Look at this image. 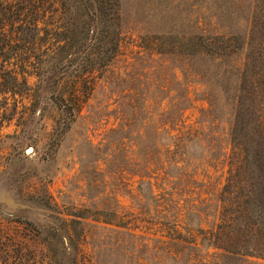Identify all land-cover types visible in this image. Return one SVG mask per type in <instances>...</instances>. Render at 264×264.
I'll return each mask as SVG.
<instances>
[{"label": "rangeland", "instance_id": "rangeland-1", "mask_svg": "<svg viewBox=\"0 0 264 264\" xmlns=\"http://www.w3.org/2000/svg\"><path fill=\"white\" fill-rule=\"evenodd\" d=\"M201 1L121 0L117 59L105 73H85L75 84L76 115L71 77L42 92L52 83L54 65L58 71L66 63L67 54L53 52L59 44L52 45L62 42L70 13L52 7L28 31L36 34L29 44L10 26L1 30L8 38L0 39V57L14 51L6 70L0 60V264H62V240L75 264H174L158 248L176 207L197 206L203 228L216 219L227 165L237 156L219 143L210 146L209 126L202 131L205 143L190 139L184 165L179 154L161 151L156 165L166 174L152 179L158 203L137 175L139 164L155 165L159 153L152 145L159 138L166 147L177 120L204 125L205 87L182 73L187 38L195 32L190 20L203 13ZM174 74L181 85L172 82ZM142 136L144 148L132 147ZM72 254L66 264H73Z\"/></svg>", "mask_w": 264, "mask_h": 264}, {"label": "trees", "instance_id": "trees-1", "mask_svg": "<svg viewBox=\"0 0 264 264\" xmlns=\"http://www.w3.org/2000/svg\"><path fill=\"white\" fill-rule=\"evenodd\" d=\"M201 4L203 13L190 20L195 32L187 38L186 68L182 73L189 83L205 87L203 94L208 108L202 110L204 125L203 118L200 128L180 125L177 120L173 130L177 134H169L166 147L156 139L152 146L159 155H155V165L148 162L138 165L139 184L146 187L150 199L158 203L152 179L166 174L156 165L161 151L179 154L184 165V156L192 145L190 139L198 136L200 143H205L202 131L209 126L213 133L212 137L208 132L206 135L210 146L218 147L219 143L221 148L233 149L237 156L227 165L225 183L218 194L219 213L207 228H203L193 209L197 206L187 210L177 206L178 213L168 227L167 240H159L158 250L161 253L166 249L164 259L170 258L176 262L174 264L182 260H186L185 264H253L251 259L264 264V0H202ZM56 5L64 14L70 13L69 19L72 17L71 24L67 20L60 33L65 38L62 42L54 39L52 45L59 44L56 51H52L67 54V60L58 71L54 65L52 83L44 85L42 92L55 86V82L71 77L70 93L76 99V115L80 97L75 93L79 90L75 89V84L85 73H105L117 59L123 33L121 0H0V39L6 42L8 35L1 30L10 26L19 41L32 43L36 34L28 31L36 30L52 7V11H58ZM192 5L191 10L198 6ZM58 33L55 34L58 36ZM10 52L0 57L5 70L12 56ZM45 53L47 57L52 55ZM41 63L43 61L36 64ZM172 82L182 84L176 74ZM174 92L179 96V90ZM187 100L191 102L189 96ZM177 102L174 100V106L179 105ZM136 142L132 147L144 148L145 137ZM225 158H230L228 153H224ZM178 164L173 162V167L182 174ZM197 221L199 226L195 224ZM192 226H197V232H193ZM62 243V264H66L64 261L72 253L68 252L63 240ZM72 261L75 264L73 254ZM157 264L166 263L159 260Z\"/></svg>", "mask_w": 264, "mask_h": 264}, {"label": "water", "instance_id": "water-1", "mask_svg": "<svg viewBox=\"0 0 264 264\" xmlns=\"http://www.w3.org/2000/svg\"><path fill=\"white\" fill-rule=\"evenodd\" d=\"M32 150H31V148L28 150V152L30 153Z\"/></svg>", "mask_w": 264, "mask_h": 264}]
</instances>
